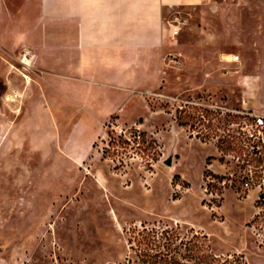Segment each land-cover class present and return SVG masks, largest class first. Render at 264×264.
Returning a JSON list of instances; mask_svg holds the SVG:
<instances>
[{"label": "rangeland", "instance_id": "obj_1", "mask_svg": "<svg viewBox=\"0 0 264 264\" xmlns=\"http://www.w3.org/2000/svg\"><path fill=\"white\" fill-rule=\"evenodd\" d=\"M178 11V64L145 106L109 121L138 143L103 124L94 136L62 99L47 106L22 51L0 49V264H264L235 113L264 116V8Z\"/></svg>", "mask_w": 264, "mask_h": 264}, {"label": "crops", "instance_id": "obj_2", "mask_svg": "<svg viewBox=\"0 0 264 264\" xmlns=\"http://www.w3.org/2000/svg\"><path fill=\"white\" fill-rule=\"evenodd\" d=\"M180 8H264V0H0V49L28 51L32 92L54 109L62 99L95 136L164 86L171 50L183 49L172 35Z\"/></svg>", "mask_w": 264, "mask_h": 264}, {"label": "built area", "instance_id": "obj_3", "mask_svg": "<svg viewBox=\"0 0 264 264\" xmlns=\"http://www.w3.org/2000/svg\"><path fill=\"white\" fill-rule=\"evenodd\" d=\"M176 24L173 27L172 35L176 36L180 31L179 25L181 20L175 19ZM181 55L175 54L170 56L169 61L178 64ZM31 56L28 51L22 50L20 63L26 70L31 68ZM230 63H238L239 56L231 55ZM28 63V64H27ZM245 116L243 126L240 128L241 138L239 140L240 161L242 168L241 186L245 191H255L256 201L264 208V116L235 112ZM104 130L114 131L116 137H123L125 142H130V138L138 143V130H124L110 122L103 124ZM136 129V128H135Z\"/></svg>", "mask_w": 264, "mask_h": 264}, {"label": "trees", "instance_id": "obj_4", "mask_svg": "<svg viewBox=\"0 0 264 264\" xmlns=\"http://www.w3.org/2000/svg\"><path fill=\"white\" fill-rule=\"evenodd\" d=\"M177 125L179 126V127H185V123L184 122H182L180 119H178L177 120ZM137 233H139V232H137ZM208 258H209V260L212 262V264H215V261H216V258L214 257V256H208ZM141 262V261H140ZM140 262H137V261H132V262H130V261H128V264H140ZM142 264L143 263H146L145 261H143V262H141ZM149 264H161L160 262H149ZM169 264H176V263H174V262H170ZM241 264H245L244 262H242Z\"/></svg>", "mask_w": 264, "mask_h": 264}, {"label": "water", "instance_id": "obj_5", "mask_svg": "<svg viewBox=\"0 0 264 264\" xmlns=\"http://www.w3.org/2000/svg\"><path fill=\"white\" fill-rule=\"evenodd\" d=\"M164 163H165L167 166H170V164H171V158H170V157L167 158V159L164 161Z\"/></svg>", "mask_w": 264, "mask_h": 264}, {"label": "bare ground", "instance_id": "obj_6", "mask_svg": "<svg viewBox=\"0 0 264 264\" xmlns=\"http://www.w3.org/2000/svg\"><path fill=\"white\" fill-rule=\"evenodd\" d=\"M28 64V63H27ZM26 78H28V77H26Z\"/></svg>", "mask_w": 264, "mask_h": 264}]
</instances>
